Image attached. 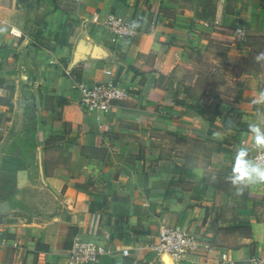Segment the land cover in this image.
Returning a JSON list of instances; mask_svg holds the SVG:
<instances>
[{
  "label": "crops",
  "instance_id": "crops-1",
  "mask_svg": "<svg viewBox=\"0 0 264 264\" xmlns=\"http://www.w3.org/2000/svg\"><path fill=\"white\" fill-rule=\"evenodd\" d=\"M159 1L0 3V218L19 220L0 223V264H74L66 253L77 239L108 248L98 264H175L150 248L163 225L180 226L202 241L194 260L180 264H226V251L236 264L264 257L263 229L230 235L234 223L216 222L199 158L200 143L213 138L215 153L234 156L235 143L253 141L250 131L232 129L193 103L164 105L167 97L160 109L150 108L157 70L141 61L146 42L155 53L171 41L179 52L202 49L217 25L234 31L232 47L245 49L249 40L236 44L235 27L264 35V0H162L163 9L151 13ZM110 11L137 22L140 32L113 42L90 22L93 13L104 18ZM157 14L150 33L148 18ZM109 77L135 92L108 111L81 107L77 82ZM47 91L60 100L53 110L41 107ZM27 93L38 95L42 122L30 148L39 161L4 162L6 138L22 117L8 104ZM256 100L259 108L236 109L248 126L264 119V98ZM251 188L264 193L263 183Z\"/></svg>",
  "mask_w": 264,
  "mask_h": 264
},
{
  "label": "rangeland",
  "instance_id": "rangeland-1",
  "mask_svg": "<svg viewBox=\"0 0 264 264\" xmlns=\"http://www.w3.org/2000/svg\"><path fill=\"white\" fill-rule=\"evenodd\" d=\"M159 2L156 6L150 7L151 13L157 7L163 9L162 0ZM0 3L17 6L19 0H0ZM151 18L150 15L148 21ZM137 21L140 24L144 23V16L137 18ZM233 34L234 31L217 25L215 30L206 33L208 41L205 47L192 49L188 53L179 52L178 42L173 41L155 53L146 42L141 61L157 70L158 84L155 98H152L154 103L150 104V108L160 109L159 100L167 97L168 101L163 103L164 105L176 102L193 103L209 117L220 115L223 117L222 124L226 121L228 127L232 129L249 130V126L240 121L241 114L236 109L248 104L259 108L256 98H264V35H249V45L245 49L236 50L231 46L234 40ZM125 89L130 93L135 92L131 88L125 87ZM37 96L36 93H27L16 98L15 104L9 102L10 107L12 105L17 107V113L22 117L16 121L9 137L6 138L7 152L2 154L4 162H16L22 159L34 163L39 161V154L31 152L30 148L36 145L32 131L36 128V124L42 122ZM59 101L48 91L40 97L41 107L47 110H53ZM2 138L3 136L0 140ZM50 143L60 145L56 141ZM218 145L214 138L211 141L201 142L202 153L199 156L200 164L206 170L205 180L210 186L204 193L211 198L210 202L216 209V222L228 225L234 223L232 230L228 228L226 230L230 235L264 230V193L252 189L251 186L238 193L237 186L229 179L235 153L240 145L235 143L232 150L234 156L215 153L212 149H216ZM193 160L196 163L197 159L191 158V161ZM188 187L198 190L194 185ZM2 213L0 203V214ZM5 220L19 221L17 218L4 220L0 218V223ZM25 220L32 221L31 218Z\"/></svg>",
  "mask_w": 264,
  "mask_h": 264
},
{
  "label": "built area",
  "instance_id": "built-area-1",
  "mask_svg": "<svg viewBox=\"0 0 264 264\" xmlns=\"http://www.w3.org/2000/svg\"><path fill=\"white\" fill-rule=\"evenodd\" d=\"M95 27L107 32L113 42L120 40H132L139 32L140 27L134 20H126L115 11H110L104 18L95 12L90 18ZM159 24L158 14L148 21L146 30L150 33L156 31ZM17 33L16 30L12 31ZM249 35L242 27H235V43L245 46ZM80 92L78 103L87 109H99L108 111L118 102L125 100L130 92L125 89L118 78L109 77L100 81H79L76 84ZM250 149V156L258 162H264V150L257 149L253 141H242ZM264 186V183H263ZM203 246L202 241L195 234L186 232L176 225H163L160 227L158 237L150 245L152 251L160 258H169L175 264L194 260ZM108 251V248L99 243L77 239L68 249V260L74 264H98L100 256ZM126 252V251H125ZM221 258L226 264H236L229 251L222 252ZM247 264H264V257H251Z\"/></svg>",
  "mask_w": 264,
  "mask_h": 264
},
{
  "label": "clouds",
  "instance_id": "clouds-1",
  "mask_svg": "<svg viewBox=\"0 0 264 264\" xmlns=\"http://www.w3.org/2000/svg\"><path fill=\"white\" fill-rule=\"evenodd\" d=\"M249 131L256 148L264 150V119L249 124ZM229 179L237 186L238 193L248 186L264 183V162L253 159L245 143H241L235 153Z\"/></svg>",
  "mask_w": 264,
  "mask_h": 264
},
{
  "label": "trees",
  "instance_id": "trees-1",
  "mask_svg": "<svg viewBox=\"0 0 264 264\" xmlns=\"http://www.w3.org/2000/svg\"><path fill=\"white\" fill-rule=\"evenodd\" d=\"M234 227V226H233Z\"/></svg>",
  "mask_w": 264,
  "mask_h": 264
}]
</instances>
